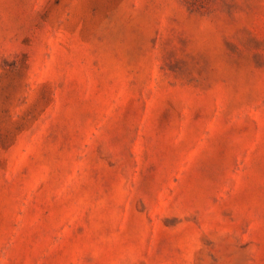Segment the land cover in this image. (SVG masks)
I'll return each mask as SVG.
<instances>
[{
    "label": "rangeland",
    "instance_id": "obj_1",
    "mask_svg": "<svg viewBox=\"0 0 264 264\" xmlns=\"http://www.w3.org/2000/svg\"><path fill=\"white\" fill-rule=\"evenodd\" d=\"M0 264H264V0H0Z\"/></svg>",
    "mask_w": 264,
    "mask_h": 264
}]
</instances>
